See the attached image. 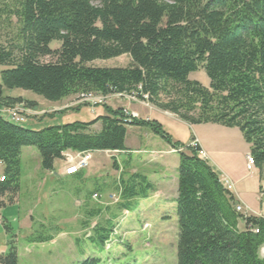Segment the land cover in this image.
I'll return each instance as SVG.
<instances>
[{"label":"trees","instance_id":"obj_1","mask_svg":"<svg viewBox=\"0 0 264 264\" xmlns=\"http://www.w3.org/2000/svg\"><path fill=\"white\" fill-rule=\"evenodd\" d=\"M118 57L127 58L125 67L91 65ZM0 68V209L17 199L23 148H35L39 168L52 172L67 153L126 155L127 127H148L170 143L157 123L129 120L123 109L102 105L106 115L89 122L21 128L4 111L35 110L36 103L5 93L14 90L49 103L133 96L189 126L236 128L264 183V0H0ZM199 70L208 88L188 79ZM177 155V264H264V218L236 212V198L196 150ZM123 177L116 181V205L132 212L155 190L143 175ZM112 227L95 225L88 242L104 248ZM0 264H18L13 243ZM78 264L100 263L88 257Z\"/></svg>","mask_w":264,"mask_h":264},{"label":"rangeland","instance_id":"obj_2","mask_svg":"<svg viewBox=\"0 0 264 264\" xmlns=\"http://www.w3.org/2000/svg\"><path fill=\"white\" fill-rule=\"evenodd\" d=\"M57 45L52 42L50 48ZM43 61L49 62L50 59ZM127 63L126 57H118L95 61L91 65L114 68L125 67ZM1 70L3 69L0 68ZM188 79L208 88L209 81L203 70L191 73ZM5 93L10 96L20 95L36 103L35 110L21 107L25 110L27 119L19 127L30 131L75 121L89 122L92 119V110L88 105L87 109L82 107L78 111L68 110L77 106L74 104L77 102L76 98L62 112L50 113L43 106L41 97L31 92L14 90ZM111 97L127 100V97L109 96L102 106L107 105ZM128 103L139 104L130 100ZM142 107L139 112L147 115L150 111L144 108L148 107ZM99 109L103 110L102 107ZM148 115L153 121H157L155 123L170 143L148 127L130 129L127 143L131 145L135 141L134 145H141L140 153H130L135 160L131 161L128 157L115 153L94 152L89 166L82 171L81 179L73 177L58 180L39 168V155L35 148H23L20 154L21 175L17 199L13 204L0 209V254L13 243L18 264H78L88 257L98 259L100 264H177L175 204L171 202L169 195L174 193L173 178L177 179V171L174 172L178 168L177 150L187 152L191 149L193 140L200 141L208 150V164L219 179L227 178L232 182V194L234 197L235 194L238 195L237 200L240 201L243 212L251 216L264 213V195L259 193L257 171L254 168L250 175L246 170L249 150L238 129L212 124L189 126L156 113ZM97 129L98 127H94L93 130ZM171 145H174L176 151L171 150ZM168 151L170 153H166ZM67 154L75 156L73 153ZM137 160L150 164H139ZM161 161H165L167 172L166 181L160 185V189L168 198L163 199L160 198L161 195L150 192L148 199L137 200L132 212L118 209L116 204L120 200L115 187L118 178L133 171L146 176H152L154 172L158 174L159 165L153 164ZM114 162L119 167V172L113 167ZM65 166V158L60 162L55 161L53 172L56 173ZM1 176L0 168V178ZM123 179L126 180V176ZM97 186L102 188L99 193H95L99 197L95 199L94 194H89ZM106 221H110L113 227L109 242L104 248H100L88 242V239L93 236L94 226L103 227ZM47 237L53 240L43 244L34 242ZM76 240L80 241L78 245L75 244ZM262 249L259 255L264 259Z\"/></svg>","mask_w":264,"mask_h":264},{"label":"crops","instance_id":"obj_3","mask_svg":"<svg viewBox=\"0 0 264 264\" xmlns=\"http://www.w3.org/2000/svg\"><path fill=\"white\" fill-rule=\"evenodd\" d=\"M18 96H20V95H15L14 97H18ZM20 97H23V96H20ZM72 100H73V98H67V99H64V100H62L61 102H58V103H49V102H45L43 100L42 101L44 103L43 106H45V108H48V110H49L50 113L51 112L52 113H56V112H62L63 109H65L64 107L68 106L70 104V102H72ZM107 103L108 104L105 105V106L108 107V108H110V109H112V110L121 108V109H127L130 112L136 113L139 116L137 120H149L151 122H157L156 120L153 121V119H151V117L148 115V113L149 114H155L156 113V114H159V115H162V116H165V117H169V118H173V119H176V120L180 121L175 116H173V115H171V114H169L167 112H163V111L155 108L152 105L146 106L148 108H144V109H147L150 112H148L147 115H142L141 112H139V110H142L141 108H143L142 107L143 105H141V104L139 105V104L128 103V101L126 99H117V98H112V97L108 100ZM136 105H138L139 107H137ZM82 107H84L86 109L88 108L87 106H79V105H77V106H73L72 108H69L68 110L78 111ZM99 107H102V106H99ZM99 107L92 108V109L89 108L90 110H92L91 111L92 119H95L96 117H99V116L106 115V113L104 111V108L102 107L103 110L99 111L100 110ZM78 113H80V112H78ZM49 115H51V114H48V116ZM77 115H79V114H77ZM67 124H69V123H67ZM94 127H98V129L95 130V132H98L100 130L99 124L95 125ZM94 127H93V129H94ZM137 128L138 127H127V129H126V138H125V148H126L127 154L126 155L121 154L122 157H128L131 161H134L135 159L132 157V155H130V153L131 154L132 153L133 154H136L137 152L140 153L141 152V145H138V144L137 145H134V144H136L135 141H133V144L131 143V145H129L127 143V134H128V131L130 129H137ZM197 142H198L199 148L201 150H203L207 154V156H208V153H209L208 150L201 143H199L200 141H197ZM170 151H168L166 153H170ZM144 152L146 153V151L143 150V153ZM137 162H138V160H137ZM138 163L139 164H143V163L150 164V163H146V162H143V161L140 162V160H139ZM164 163H165V161L154 162L153 165H159V169H158L159 173L158 174H156L155 172L152 174V176H146V175L141 174L140 172L138 174L145 176L147 178V180L149 181V183H151L153 185L154 190H155V192L153 194L161 195L160 198L166 199V197L168 198V195L162 194L163 191H162V189H160V185L166 181L165 180V174H166L167 171H166V168H165L166 167L165 166L166 163L165 164ZM176 170H177V167L174 169V172H176ZM49 173L51 175H54V177L57 178L58 180L59 179L61 180L63 178H73V177H77V175L80 172L78 174L74 175V176L67 177V176H64V174H63L64 173V168L62 167L56 173L53 172V171L52 172H49ZM133 173H135V171L129 173V175H133ZM249 173H250V175H252L253 174V171H251ZM173 179H174V182H175V187H174V193H173V195H171V196L169 195L171 202H174V200L176 199V183H177V179L176 178H173ZM259 185L262 186V187H264L263 184H259ZM237 197H238V195L235 194L236 200H237ZM237 202L241 206L240 201L237 200ZM254 216L264 218V213L263 212L257 213V215H254ZM242 228H243V225L242 224H239V229H242Z\"/></svg>","mask_w":264,"mask_h":264},{"label":"built area","instance_id":"obj_4","mask_svg":"<svg viewBox=\"0 0 264 264\" xmlns=\"http://www.w3.org/2000/svg\"><path fill=\"white\" fill-rule=\"evenodd\" d=\"M115 96L121 97L119 95H115ZM125 97H127L128 101L130 100L133 102H137L141 105L147 106V104L145 102H141V101L137 100L136 98H134L133 96H124L123 98H125ZM107 99H108V97L93 96L90 94L81 95L79 98L76 99L77 102H75L74 104H76V105H81V104L84 105L85 104V105H88L89 108L92 109V108H95L97 106H101L105 101H107ZM24 112H25V110L22 109L21 107L15 108L12 110L4 111V113L8 115V118L12 122H14L15 124H18V125L23 124L25 122V118H24L25 115L24 114H26V113H24ZM123 114L129 120L138 119L137 114H134L127 109H123ZM190 148L197 151V157L201 161L208 163V156L203 150H201L199 148L197 141L195 142L193 140L190 144ZM177 151H180V150H177ZM64 158H65L66 166L64 167V173L63 174H64V176L71 177V176H74V175L78 174L79 172L85 170L89 166V163H90L91 158H92V154L89 152H86V153H81V154H75L74 157H71L68 154H65ZM246 170L248 172H251L254 170L253 158L249 154L246 156ZM3 180H4V178L1 177L0 181L2 182ZM219 180H220L222 186L227 191H229L230 193L234 192V186L230 180H228L227 178H221ZM93 198L97 199L99 197H98V195L94 194ZM235 210L238 213H244L243 208L238 204L235 207ZM244 214H246V213H244ZM262 248H263L262 251L264 252V247H262Z\"/></svg>","mask_w":264,"mask_h":264},{"label":"bare ground","instance_id":"obj_5","mask_svg":"<svg viewBox=\"0 0 264 264\" xmlns=\"http://www.w3.org/2000/svg\"><path fill=\"white\" fill-rule=\"evenodd\" d=\"M220 133V132H219ZM235 207V206H234Z\"/></svg>","mask_w":264,"mask_h":264}]
</instances>
